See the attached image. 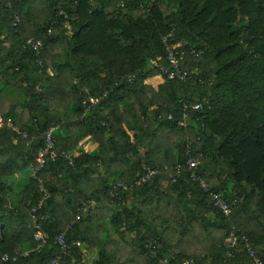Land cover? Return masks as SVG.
<instances>
[{"label":"trees","instance_id":"trees-1","mask_svg":"<svg viewBox=\"0 0 264 264\" xmlns=\"http://www.w3.org/2000/svg\"><path fill=\"white\" fill-rule=\"evenodd\" d=\"M169 33L188 59L199 53L187 81L159 69ZM30 38L42 42L38 57L24 46ZM154 75L163 78L156 88L144 84ZM89 97L99 100L86 109ZM192 101L202 109L179 126ZM0 115V256L32 249L5 264H51L54 236L66 229L70 250L58 264H84L83 244L96 249L92 264H220L232 225L264 257V0H0ZM51 126L57 156L33 176ZM88 136L96 152L81 149ZM188 140L197 174L230 203L231 222L186 169L169 183ZM62 151L79 155L71 165ZM143 164L156 172L137 183ZM19 172L14 190L6 178ZM40 179L50 240L35 249ZM118 180L133 188L111 198ZM90 200L92 214L69 226ZM234 252L233 264H250L243 245Z\"/></svg>","mask_w":264,"mask_h":264},{"label":"built area","instance_id":"built-area-1","mask_svg":"<svg viewBox=\"0 0 264 264\" xmlns=\"http://www.w3.org/2000/svg\"><path fill=\"white\" fill-rule=\"evenodd\" d=\"M11 12V17L13 18V24H17L19 21L18 15L16 10H14L10 4L7 5ZM58 15L67 14L63 9H59ZM55 22V21H54ZM52 27L48 29V32H51ZM171 33L165 35L162 38V42L165 49L167 65H159V69L161 70L162 76H165L167 79H178L181 81H187L191 74L199 73V62L196 57L199 56V53H192L193 59H188L187 55L184 52H180L177 50L176 44L170 41ZM30 47L35 55L38 57L42 50V42L40 39L30 38L25 42V45ZM134 76L129 75L126 77V81H130L133 79ZM200 81L202 78L199 76ZM99 98L89 97L87 101L89 103L84 102L86 104V109L93 104L98 102ZM203 107L202 102L200 101H192V102H183L182 105V115L181 118L178 120V125L184 128L188 127V119H189V110L199 111ZM168 119H172L173 116L171 113L167 114ZM7 123L10 127L16 130L19 134L26 136L27 134L23 131H19L12 123V120L9 118ZM2 125V117L0 115V127ZM56 130L55 126H51L47 130L44 131L45 134V144L44 146L36 153V161L35 165L33 166L32 175L36 176L38 171H40L44 165L48 161L55 160L57 154L55 151V138L54 132ZM185 153L187 155L184 162H180L175 166V172L169 174V183H173L177 179V174L180 173L183 169H186L189 172V177L192 181H194L202 190H206L211 201L212 207L215 209L220 210L222 213L225 214V217L231 222V205L230 203L224 198L222 193H215L208 190V185L206 178L204 176H200L197 174V168L200 163L199 155H195L191 149V141L188 140L185 146ZM61 155L67 159L69 164L74 163L75 155L69 154L66 151H62ZM143 169L146 171L145 175L141 176L137 183L144 182L146 178L150 177L156 171L154 169L149 168L145 164H143ZM39 184V191L41 197L39 198L36 205H34L30 209V216L33 220L34 231L32 233V237L36 242L35 249H39L46 245L50 240V234L44 230L43 228V221L48 218V213L46 208L44 207L46 199L49 197V189L43 184V180L40 179ZM133 188V184H127L124 181L118 180L116 181L112 187L109 189V196L114 198L120 190L122 191H130ZM235 202V199L232 200V203ZM95 207V201L90 200L88 202L82 203L80 208H78L75 217L71 220L69 226L74 223L76 219H79L83 214H92ZM67 226V228L69 227ZM67 230V229H66ZM66 230L58 233L54 236V243H56L59 248L60 252L52 259L51 264H58L59 262L63 261L65 256L69 254L70 244H68L66 240ZM76 245H80V241L75 242ZM243 245V249L245 250L246 255L250 259V264H264V257H261L256 252L252 241L244 235H239L238 230L235 225H232L229 232L225 236L223 240L224 246V255L220 261V264H233V259L235 257L234 249L237 245ZM32 249H27L24 251L16 250L13 255H9L8 253H3L0 256V264H5L9 260H15L18 256H26ZM164 262L166 259L163 260ZM190 260H184L182 264H189Z\"/></svg>","mask_w":264,"mask_h":264},{"label":"crops","instance_id":"crops-1","mask_svg":"<svg viewBox=\"0 0 264 264\" xmlns=\"http://www.w3.org/2000/svg\"><path fill=\"white\" fill-rule=\"evenodd\" d=\"M159 79H161L160 80L161 82L163 81L162 80L163 78L161 75H154V76L147 78L144 81V84L151 85L154 88H156L158 86V84L161 83V82H159ZM80 146H81V149L83 151L93 153V152L97 151L98 145L91 136H88L80 142ZM73 155L78 156L79 153L74 152ZM24 177H25L24 173L19 172V173H16L11 178H6V180L11 181V183L13 182L15 184L14 190H17L22 185V181H23ZM14 184H12V185H14ZM12 188H13V186H12ZM82 252H83L82 253L83 254L82 255V261L84 262V264H92L93 260L97 257L96 249L88 248L85 244L82 245Z\"/></svg>","mask_w":264,"mask_h":264},{"label":"rangeland","instance_id":"rangeland-1","mask_svg":"<svg viewBox=\"0 0 264 264\" xmlns=\"http://www.w3.org/2000/svg\"><path fill=\"white\" fill-rule=\"evenodd\" d=\"M160 80H161V79H159V82H161ZM162 80H163V79H162ZM157 83H158V82H157ZM157 83H156V84H157ZM207 216L212 217L213 214L208 213ZM115 237H116V235H115ZM124 248H125V247H124ZM92 249H95V248H92ZM16 250L20 251L21 249H20L19 247H17Z\"/></svg>","mask_w":264,"mask_h":264}]
</instances>
